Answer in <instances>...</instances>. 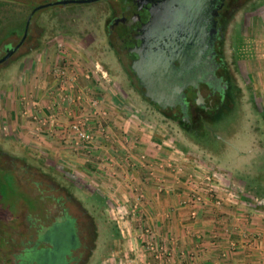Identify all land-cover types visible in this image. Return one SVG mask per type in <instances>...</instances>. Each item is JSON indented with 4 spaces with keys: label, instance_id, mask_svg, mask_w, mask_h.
<instances>
[{
    "label": "rangeland",
    "instance_id": "obj_1",
    "mask_svg": "<svg viewBox=\"0 0 264 264\" xmlns=\"http://www.w3.org/2000/svg\"><path fill=\"white\" fill-rule=\"evenodd\" d=\"M16 1L12 0V6L0 3V39L17 21L26 22L31 8L54 0ZM242 2L223 46L233 97L214 120L199 123L194 119L193 130L174 120L172 111L160 112L134 89L135 82L129 80L106 39L104 25L110 14L105 2L52 5L34 14L29 38L0 64V167L8 170L0 173V264H44L38 251L43 245L41 227H49L60 215L58 201L80 226L87 222V230L80 234L85 243L79 248L82 258L67 264H119L122 258H133L131 252L141 247L145 250L140 253L155 251L150 249L151 240L141 241L139 234L133 239L128 232L139 228L146 233L147 225L131 222V211L117 201L119 193L108 196L104 190L123 181L115 153L123 149L134 154L128 143L138 137L140 128L158 143L167 140L165 152L176 159L169 168L188 172L189 189L194 184L204 187L215 178L233 196H241L250 205L264 204V97L255 93L243 54L237 49L247 47L246 32L264 25V0H243L239 6ZM22 34L1 41L0 57ZM55 66L65 67L68 76L58 79L52 71ZM11 84L16 87L15 97L8 94ZM23 86L31 89L35 106L37 102L47 105L48 100L51 105L60 87L73 99L58 110L52 108L55 117L63 118L61 132L28 127L34 119L16 104ZM77 117L93 132L91 144H77L68 134L66 126ZM116 117L125 120L128 129L116 130L110 122ZM38 131L49 137H38ZM106 134L108 144L103 138ZM123 142H128L125 147ZM123 251H128L124 257Z\"/></svg>",
    "mask_w": 264,
    "mask_h": 264
},
{
    "label": "crops",
    "instance_id": "obj_2",
    "mask_svg": "<svg viewBox=\"0 0 264 264\" xmlns=\"http://www.w3.org/2000/svg\"><path fill=\"white\" fill-rule=\"evenodd\" d=\"M10 4L12 6L13 2H8V5ZM19 17L20 15L12 17L8 24L17 21L15 19ZM19 23L21 22L17 21L16 24ZM13 36L19 37L20 34L11 33L8 39ZM244 39L247 47L238 46V52L243 54L241 58L247 65L255 93L264 97V25L260 30L256 27L251 29L250 33L246 32ZM15 72L16 68L11 70L10 74ZM15 89V85L11 84L8 94L13 97ZM21 90L24 93L16 104L23 114L28 116L36 109L38 114H49L47 117H50L49 122L44 125L34 121L31 127L27 126L45 133L61 132L63 118L61 119L60 115L54 116L50 100L47 104L49 106L44 101L45 104L37 102L34 106L36 102L31 98V89H24L23 86ZM42 105L45 107L42 108ZM261 110L264 114V105ZM110 122L115 124L113 126L118 131L128 129L125 120H120L119 117ZM109 127V124L106 125L105 132H108ZM39 131L36 132L38 137H49ZM32 133L35 131L32 130ZM136 136L138 137L129 143H122V146L128 143L134 154H128L121 148L120 153H115V163L119 167L117 173L119 175V172H122L119 176L123 181H118L116 187L110 185L104 188L108 196H112L114 191L119 193L120 198L117 201L123 209L131 211V222L139 226L147 225L146 233L139 228L128 231L134 236L133 239L137 240L139 234L141 241L151 240V250L159 248L163 251L162 264H264V204L250 205L249 201L241 196L235 197L231 192L220 188V205H215L210 200L193 208L184 202L190 190L187 184L188 172L183 174L180 173L181 168L177 171H171L169 168L172 163L170 161L176 159L171 153L165 152L167 140L158 143L152 136L146 135L143 128L136 131ZM103 138L108 144V135ZM127 161L131 162V165H126ZM181 163L183 162L179 165ZM254 235L255 239L252 240ZM142 250L145 249L141 247L139 251H132L133 258H122L119 264H152L154 251L140 253ZM126 252L128 251H123V257L127 255Z\"/></svg>",
    "mask_w": 264,
    "mask_h": 264
},
{
    "label": "flooded vegetation",
    "instance_id": "obj_3",
    "mask_svg": "<svg viewBox=\"0 0 264 264\" xmlns=\"http://www.w3.org/2000/svg\"><path fill=\"white\" fill-rule=\"evenodd\" d=\"M102 1L105 2L106 10L110 14L104 25L106 39L111 49L114 50L121 67L129 76V80L135 82L134 89L143 97L148 98L144 95V88L140 84V77L134 67L143 55L141 49L145 40L144 28L150 16V4L156 0ZM241 1L243 0H213L211 2L206 25L207 41L211 43V46L207 55H203L206 70L197 79L194 87L188 85L183 89L184 96H179L175 105L160 107L166 112L172 111L171 114L181 113L183 119H189L188 128L190 130H193L191 122L194 119L202 123L208 121L207 119L213 118L214 120L215 116H220L217 113H221L222 108L227 106V102L233 97L231 73L223 58V46L226 32L236 11L244 5L242 2L239 6ZM58 5L62 6V4ZM29 36L28 32L26 38ZM193 76L196 78L195 74ZM5 171L8 172L7 169L0 167V173ZM57 208L60 215L55 221L47 228L41 227L43 245L38 251H40L44 264H47L46 262L67 264L70 260L79 261L83 255L79 248L85 247V243L81 242L80 234L87 230V222L84 226H80L77 218L68 215L66 207H63L60 201L57 202Z\"/></svg>",
    "mask_w": 264,
    "mask_h": 264
},
{
    "label": "water",
    "instance_id": "obj_4",
    "mask_svg": "<svg viewBox=\"0 0 264 264\" xmlns=\"http://www.w3.org/2000/svg\"><path fill=\"white\" fill-rule=\"evenodd\" d=\"M95 1L98 0H57L34 6L26 19L22 36L15 45L6 48L0 64L25 41L31 20L39 9ZM211 2L213 0H156L150 4L141 49L143 55L134 68L144 95L161 108L175 105L179 96H184L183 89L188 85L194 87L206 70L203 55H207L211 46L206 28Z\"/></svg>",
    "mask_w": 264,
    "mask_h": 264
},
{
    "label": "built area",
    "instance_id": "obj_5",
    "mask_svg": "<svg viewBox=\"0 0 264 264\" xmlns=\"http://www.w3.org/2000/svg\"><path fill=\"white\" fill-rule=\"evenodd\" d=\"M52 71L53 74L58 79L61 80H63L68 76V71L63 66H55ZM55 95L56 98H54L53 101H51V105H50V107L53 108L54 110H58L65 103H71L73 101L71 97H68L64 93L63 88L61 87L57 89ZM77 99H79V95L77 96ZM31 117L34 119L35 122L40 123L42 125L47 123L48 120L50 119V117H47L43 114H38L36 112V109L35 112H32ZM67 128L69 130L71 138H73L75 143L91 144L93 142V138H94L93 132L85 124V121H83L80 117L74 118L72 121H70L67 125ZM211 179L212 181L207 180V182L204 184V187H200V185L194 184V186L190 189V193L187 196V198L184 200V202L188 205H191L193 208L197 205L204 204L205 202L210 200H212L215 203V205H220L221 199H219L220 195L218 189L222 187H220L219 181L217 182L215 178H211ZM251 239L254 240L255 235ZM154 258H155L154 264H162V259H163L162 252H159V250L156 249L154 251Z\"/></svg>",
    "mask_w": 264,
    "mask_h": 264
},
{
    "label": "trees",
    "instance_id": "obj_6",
    "mask_svg": "<svg viewBox=\"0 0 264 264\" xmlns=\"http://www.w3.org/2000/svg\"><path fill=\"white\" fill-rule=\"evenodd\" d=\"M10 1H12V0H0V3L1 2H10ZM13 1H16V0H13ZM17 1H19V0H17ZM16 1V2H17ZM20 2V1H19ZM32 9V8H31ZM24 25H25V20L24 21H22L21 23H19V24H14L13 25V27L10 29V30H7L6 32H5V35L3 36V38L2 39H0V43H1V41L4 39V38H6V37H8L11 33H15V34H22V31L24 30ZM145 98V97H144ZM145 99H148V98H145ZM148 101H149V103L151 104V105H153V106H155L156 107V109H158L160 112H163V113H165V114H167L166 113V111H164V110H162L158 105H156L155 103H153L152 101H150L149 99H148ZM172 118L174 119V120H176V121H178L179 123H181V124H183L184 126H186V128L188 127V126H190V123H189V119H183L182 117H181V113H174V114H172ZM188 130H190L189 128H187ZM211 138H213V139H215V136H213V137H211ZM196 143H198V142H196ZM215 143V142H214ZM199 144V143H198ZM211 144H212V142H211ZM206 145H210V144H206ZM0 182H1V180H0ZM5 194V192L4 191H1V196H3Z\"/></svg>",
    "mask_w": 264,
    "mask_h": 264
}]
</instances>
